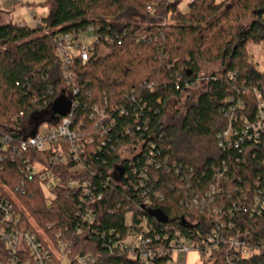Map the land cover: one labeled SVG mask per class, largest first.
<instances>
[{"label": "trees", "instance_id": "16d2710c", "mask_svg": "<svg viewBox=\"0 0 264 264\" xmlns=\"http://www.w3.org/2000/svg\"><path fill=\"white\" fill-rule=\"evenodd\" d=\"M183 1L46 0L40 25L0 23V137L19 144L43 123H57L52 103L64 90L78 91L75 125L83 121L88 130L95 105L108 101L109 108L125 110L121 120L115 113V127L104 139L95 135L83 171L45 162L34 151L23 156L32 165L44 162L41 173L51 170L58 178L52 202L43 190L46 180L26 178L22 157L0 162V196L14 203L22 226L41 241L72 237L71 264L81 254L95 264H144L113 248L143 219L154 249L177 233L197 242L215 236L218 249L203 264H264V213L253 211L264 190V135L240 150L218 145L230 124L228 113L240 127L242 119L256 120L264 101V71L248 52L249 45L264 44V0H194L182 11ZM91 23L114 43L101 41L85 65L77 62L67 87L53 37ZM217 63L222 71L210 75L194 102L177 112L179 121H166L170 101L196 87L204 67ZM127 146L135 149L133 161L120 157ZM121 170V184L113 186L110 178ZM75 178L91 179L95 195L103 196L92 206L93 225L78 217L81 203L68 188ZM146 199L150 207L143 205ZM230 239L259 255L242 260L226 243ZM169 260L164 252L152 264Z\"/></svg>", "mask_w": 264, "mask_h": 264}, {"label": "built area", "instance_id": "2783aa9c", "mask_svg": "<svg viewBox=\"0 0 264 264\" xmlns=\"http://www.w3.org/2000/svg\"><path fill=\"white\" fill-rule=\"evenodd\" d=\"M186 1L192 3L194 0ZM148 11L152 12V8L148 7ZM33 23L35 26L40 25L41 19L34 16ZM19 25L23 26L25 24ZM101 41L105 44L114 43L111 36H103L100 33V27L94 23L83 28L54 35L55 55L67 87H70L73 83V69L76 63L81 62L85 65L94 55L95 46ZM77 94V90H73L72 93L67 90L61 91L57 98L70 99L72 108L64 117L57 115L60 117L57 123L53 125L43 123L36 127L30 137L19 144H15L13 138L8 136L0 137V162L8 158L14 160L16 154L22 157L24 160L23 173H25L28 180L35 176L43 181L46 180L43 190L49 202L55 199L52 190L58 182V178L51 176V170H47V174L41 173V170L47 169L46 164H43L44 162H37V164L32 165L31 159L29 160V158L23 156L29 151H34L41 154L42 157H46L45 162H58L62 165L72 164V173L83 171L87 166V148L95 144V135H99L100 139H104L115 127L116 121L125 116V110L119 109L117 111L115 107L109 108L108 101H105L104 106L95 105L89 114V120L92 124L91 130L85 128L83 121L75 125V112L79 108V103L75 101ZM255 95L259 100L261 99V95L256 90ZM115 113L118 115L117 120L114 116ZM227 116L230 118V124L227 130L218 136L220 148L240 150L247 142L259 141L261 136L264 135V101L260 100L257 118L254 122L242 119V125L235 127L233 125L234 113H228ZM140 147L137 148L136 153L139 152ZM133 150L135 155V149L133 148ZM133 158L134 156L127 160L133 161ZM149 164L151 165V162ZM115 174L113 178H110V183L113 186L121 184V175L124 172L121 170V172L118 171ZM68 188L71 193L78 196V201L81 203L78 217L85 225H93L96 215L92 206L102 199V194L95 195L92 190L93 181L91 179H72L68 183ZM20 191L25 194L24 189L18 187L17 192ZM194 204L198 206L199 203L195 200ZM143 205L150 207L151 202L146 199ZM253 211L259 214L264 213V190H260L255 197ZM131 217L132 215H129L127 218L129 226L132 224ZM22 225V214L14 203L0 196V264H71L72 237L63 238L61 234H57L56 243L49 237L41 241L36 234ZM51 228L52 225H49L48 229ZM150 228L147 220L143 219L135 230L131 229L130 234L125 239L114 242L113 248L121 253H129L133 260H140L144 264H152L153 260L164 252L170 255L167 264H185L187 254L193 252L199 255L200 264H203V261L210 258L213 251L218 249L215 236H208L202 242H197L179 233L175 234L167 245L154 249L152 248V240L146 237ZM226 243L235 255L241 256L242 260H249L260 253L259 250H255L235 239H230ZM233 258L236 259L237 257L234 256ZM75 262L77 264H95L96 259L90 255L81 254L76 256Z\"/></svg>", "mask_w": 264, "mask_h": 264}, {"label": "rangeland", "instance_id": "374dc122", "mask_svg": "<svg viewBox=\"0 0 264 264\" xmlns=\"http://www.w3.org/2000/svg\"><path fill=\"white\" fill-rule=\"evenodd\" d=\"M45 1L46 0H12L9 2V4L5 6L3 5L2 9H7L9 13L12 12V19L10 22L13 24H20L22 22L29 27H34L35 25L33 23V16H37L39 19L45 18L47 16V10L42 7V4L45 3ZM217 1L219 2L220 0ZM187 4L188 2L186 0L183 1L180 6L182 11H186ZM28 5H31L32 7H29ZM224 8L225 7H223V9ZM250 22L251 20H248L245 23L246 26ZM0 23H9V19L0 17ZM248 52L251 55L253 61L258 64V68L261 71H264V44L257 46L249 45ZM221 71L220 63L205 66L198 85L188 89L179 100L173 99L170 101L167 109L166 121H171L172 117L179 121L180 115L177 112L180 111L182 113L189 104L194 102L198 94L204 89V84L207 82V79L210 77V75L213 73L219 74ZM133 156L134 150L132 147H123L120 150L121 159H130ZM200 262L201 259L197 253L193 252L187 254L185 264H200Z\"/></svg>", "mask_w": 264, "mask_h": 264}, {"label": "water", "instance_id": "95a60500", "mask_svg": "<svg viewBox=\"0 0 264 264\" xmlns=\"http://www.w3.org/2000/svg\"><path fill=\"white\" fill-rule=\"evenodd\" d=\"M71 108L72 101L65 97L57 98L53 103L54 112L61 117L66 116L71 110Z\"/></svg>", "mask_w": 264, "mask_h": 264}, {"label": "crops", "instance_id": "0c3cea01", "mask_svg": "<svg viewBox=\"0 0 264 264\" xmlns=\"http://www.w3.org/2000/svg\"><path fill=\"white\" fill-rule=\"evenodd\" d=\"M11 1L12 0H0V17L8 18L9 19V22L12 19L11 18L12 12L9 13V11L7 9H2V8H3V5L5 6V5L9 4V2H11ZM20 24H24V23L21 22Z\"/></svg>", "mask_w": 264, "mask_h": 264}]
</instances>
